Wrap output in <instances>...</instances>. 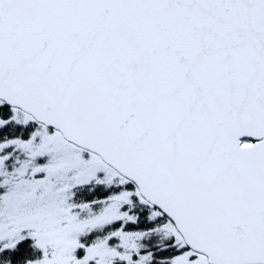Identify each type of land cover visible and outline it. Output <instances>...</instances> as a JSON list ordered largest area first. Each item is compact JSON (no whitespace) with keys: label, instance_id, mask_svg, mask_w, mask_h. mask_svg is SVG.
<instances>
[{"label":"snow or ice","instance_id":"6c2138e0","mask_svg":"<svg viewBox=\"0 0 264 264\" xmlns=\"http://www.w3.org/2000/svg\"><path fill=\"white\" fill-rule=\"evenodd\" d=\"M0 264H264V0H0Z\"/></svg>","mask_w":264,"mask_h":264}]
</instances>
